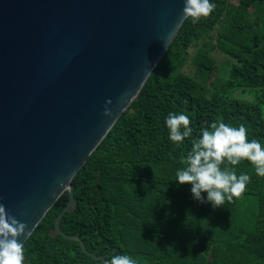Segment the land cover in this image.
Listing matches in <instances>:
<instances>
[{
	"label": "trees",
	"instance_id": "obj_1",
	"mask_svg": "<svg viewBox=\"0 0 264 264\" xmlns=\"http://www.w3.org/2000/svg\"><path fill=\"white\" fill-rule=\"evenodd\" d=\"M210 3L209 17L186 19L144 84L145 97L131 103L73 179L76 210L63 216L61 230L106 261L127 254L136 264H264V177L251 162L221 168L251 177L241 196L257 199L253 231L240 219L241 196L215 207L206 192L201 202L191 184L177 180L192 142L213 122L244 125L249 141L264 147V0ZM213 50L234 60L224 80ZM239 88L258 89L257 103L225 94ZM170 113L190 119L192 135L179 145L170 140ZM68 201L67 191L24 243V264H105L79 242L50 237Z\"/></svg>",
	"mask_w": 264,
	"mask_h": 264
},
{
	"label": "water",
	"instance_id": "obj_2",
	"mask_svg": "<svg viewBox=\"0 0 264 264\" xmlns=\"http://www.w3.org/2000/svg\"><path fill=\"white\" fill-rule=\"evenodd\" d=\"M185 0H0V204L28 240L134 101L186 21ZM111 101V104L107 102ZM155 102L159 100L155 98ZM112 115H104L105 108Z\"/></svg>",
	"mask_w": 264,
	"mask_h": 264
},
{
	"label": "clouds",
	"instance_id": "obj_3",
	"mask_svg": "<svg viewBox=\"0 0 264 264\" xmlns=\"http://www.w3.org/2000/svg\"><path fill=\"white\" fill-rule=\"evenodd\" d=\"M216 5L210 0H185L183 9L186 18L191 17L194 23L200 18H207ZM111 104V101L107 102ZM104 115L111 116V110L105 108ZM166 124L170 130V140L178 145L192 135L190 119L185 114H172ZM183 128V131H181ZM193 147L184 161L186 167L177 172L181 185L191 184L194 198L201 200L202 192L208 194V201L215 207L222 206L226 200L240 197L250 183L248 174H241L221 165H238L247 160L255 168L258 176L264 177V147L256 139L249 141L244 125L233 127L223 122H213L210 129L202 132V138L194 140ZM27 225L10 216L6 207L0 204V264H24V246L18 237L24 235ZM105 264H136L127 254L113 255Z\"/></svg>",
	"mask_w": 264,
	"mask_h": 264
},
{
	"label": "rangeland",
	"instance_id": "obj_4",
	"mask_svg": "<svg viewBox=\"0 0 264 264\" xmlns=\"http://www.w3.org/2000/svg\"><path fill=\"white\" fill-rule=\"evenodd\" d=\"M238 0H230V6L234 7L236 6ZM229 21V17H225L224 20L221 21V25L219 24L217 26L218 28H222L224 25H226ZM208 44V43H206ZM211 54L217 59L220 69H219V78L224 80L228 76V72L231 69V66L234 63V60L227 55L218 52V51H211ZM219 79V81H221ZM225 94L228 97L232 98H238L243 101H246L248 103H257V96H258V89L253 88H247V89H235V90H227L225 91ZM260 108L262 110L263 116H264V105H260ZM241 203H240V219L242 223L246 224V227L249 231L254 230V222L255 217L258 214V203L257 199L253 196H241Z\"/></svg>",
	"mask_w": 264,
	"mask_h": 264
}]
</instances>
